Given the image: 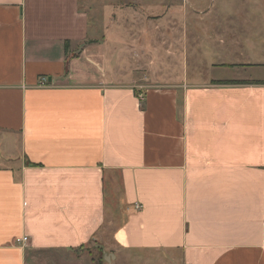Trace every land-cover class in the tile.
<instances>
[{
	"label": "crops",
	"instance_id": "1",
	"mask_svg": "<svg viewBox=\"0 0 264 264\" xmlns=\"http://www.w3.org/2000/svg\"><path fill=\"white\" fill-rule=\"evenodd\" d=\"M95 32L79 0H0V264H264V83H211L264 78L118 77Z\"/></svg>",
	"mask_w": 264,
	"mask_h": 264
},
{
	"label": "rangeland",
	"instance_id": "2",
	"mask_svg": "<svg viewBox=\"0 0 264 264\" xmlns=\"http://www.w3.org/2000/svg\"><path fill=\"white\" fill-rule=\"evenodd\" d=\"M79 1L96 30L90 38L104 43L102 57L113 75L172 83L182 80L186 67L200 74L219 62H241L246 65L220 66L212 74L264 78V0ZM90 256L103 264L100 253L91 250ZM114 264L179 263L175 254L129 250L118 251Z\"/></svg>",
	"mask_w": 264,
	"mask_h": 264
},
{
	"label": "built area",
	"instance_id": "3",
	"mask_svg": "<svg viewBox=\"0 0 264 264\" xmlns=\"http://www.w3.org/2000/svg\"><path fill=\"white\" fill-rule=\"evenodd\" d=\"M38 85L39 86H48L49 83H48V80L46 79V77H41L38 81ZM137 96H138L139 100H141L143 98L142 93H138ZM135 208H139V205L135 204ZM27 239H28L27 236L24 235V236L17 238L16 241H17V243H25L27 241Z\"/></svg>",
	"mask_w": 264,
	"mask_h": 264
},
{
	"label": "trees",
	"instance_id": "4",
	"mask_svg": "<svg viewBox=\"0 0 264 264\" xmlns=\"http://www.w3.org/2000/svg\"><path fill=\"white\" fill-rule=\"evenodd\" d=\"M212 84H242V83H264L263 81H254V82H248V81H232V80H213L211 82Z\"/></svg>",
	"mask_w": 264,
	"mask_h": 264
}]
</instances>
